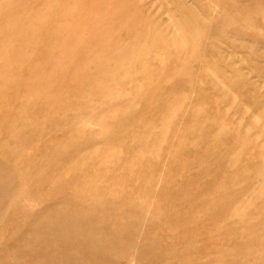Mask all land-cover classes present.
Segmentation results:
<instances>
[{"label":"rangeland","instance_id":"1","mask_svg":"<svg viewBox=\"0 0 264 264\" xmlns=\"http://www.w3.org/2000/svg\"><path fill=\"white\" fill-rule=\"evenodd\" d=\"M55 3L74 6L55 47L24 61L67 32L73 59L132 60L86 101L70 91L22 155L0 127V264H264V0Z\"/></svg>","mask_w":264,"mask_h":264},{"label":"bare ground","instance_id":"2","mask_svg":"<svg viewBox=\"0 0 264 264\" xmlns=\"http://www.w3.org/2000/svg\"><path fill=\"white\" fill-rule=\"evenodd\" d=\"M28 4H29V0H0V17L2 16L1 13L5 14L6 12V15H4V18L1 17L2 19L5 20V22L3 24L1 23L2 25L0 26V64L4 68H7V66H10L12 63L13 65L17 66V68L15 66V70L13 71V74L7 71H0V93H11V96H13L12 101L14 100L16 102L15 106L12 105L13 106L12 108H10L11 106L9 107L10 109H9L8 114H6L5 112L7 117L3 114L5 118H4V121H2L0 124L1 132H5V133L10 132L12 133V135L15 134L13 141L17 140V142H15L17 144L16 145H14L15 143L12 144V147H10L11 146L10 145L9 146L10 148H7V147L5 149L3 148V146L7 144V142L3 146L2 145L0 146V148L1 147L3 148V152L5 150V153H6L5 155L7 154L9 155V159L21 153L19 151L20 150L19 144L21 146L23 143L26 144V142H30V141H27L28 139L30 140V134L32 133L33 130L35 131L40 126L42 121L46 122L48 119L52 117H55V119H57L58 117H61L63 114L61 116H59V114L62 113L61 111L66 107L70 110V108L68 107L69 106L68 102L69 103L72 102V101L70 102L68 99L69 97H71L70 94L72 92L69 94L70 91L74 90L76 92V90H78V93L76 92L78 96L79 97L81 96L82 98L84 97V101H86L85 96H82V95H86L90 93L91 90L92 91L96 90L97 92L98 90L107 87L106 85L109 84L108 82L111 81L112 83V81L115 78L118 79L117 74H119V72H121L125 66H129L130 65L129 62L132 60V59L126 58L121 63H119L117 62V59H115L116 57L114 58V60L110 58L111 54L108 49H106L100 54L94 53L91 57L83 58L82 56L79 57L77 54L78 57H75L73 59L71 55L69 54L71 50V45H70L71 41L69 42V40L71 39V36L68 34L69 32H67L63 37H61L60 43L56 45V48H55L56 50L50 51L49 49V53H47L48 50H46L45 52L46 54L41 53L42 54V56H40L41 58L38 57L36 60L32 59V61L31 60L24 61L22 58L23 56L28 55V52H29L28 50L30 48L38 47L41 44L46 45V44H49L51 41L54 42L56 39V38L54 39L55 37L54 31L58 29L59 25L62 23V20H64L63 18H66V17L69 18L72 15V12L74 11V6L70 5V6L65 7V9L61 8V11H59L60 13H58L55 0H46L45 4H43L44 6L37 8V9L34 7L28 8L27 7ZM33 6H35V4ZM16 24H18L19 27H16ZM134 24L135 22L133 23V25ZM25 28H27L29 31V37L27 35H23L22 37H20V33H24L23 30ZM5 36H7V38L3 39ZM16 37L18 38L17 40H15ZM13 39L17 41V43L13 44L14 41L11 42ZM52 46H53V43H52ZM12 47H14L15 49L13 50L14 52L11 50ZM65 53L70 55L68 57H70L72 60L71 61L72 63L68 64L70 66L63 65L60 61L61 58L65 55ZM136 54H139V52L136 51L134 55ZM28 57H30V55L27 56V59ZM133 69H134V65H133ZM131 71H133L132 68H131ZM131 71H129L128 73L126 70V72H123V73H128L129 75V74H132ZM62 73L65 74L66 80H64L63 83L62 82L59 83L58 85L59 89L57 91H54L52 89L53 87L52 85L57 84L58 82L61 81L58 79H60L61 77L60 75ZM121 76H123V74ZM114 82L117 84V81H114ZM118 84H119V81H118ZM36 85L41 86V87H36ZM108 89H111V88H108ZM111 91L113 92V89ZM111 91L110 90L109 92L107 91L108 93H110V96H111ZM115 91H117V89ZM98 92H101V90ZM90 94H89V97H90ZM107 94L102 95L101 93L102 99L103 98L107 99L108 96L106 98L104 97ZM113 94L116 95V96L115 95L111 96V97H114V100H115V97H117V95L118 96L120 95V93L119 94L112 93V95ZM8 96H10V94L6 95V97L4 98H7ZM11 96L9 98H11ZM74 96L72 98H74ZM122 96H125V94H122ZM82 98H81V102H84L82 101ZM86 99H88V96L86 97ZM9 100L11 101V99ZM10 101L8 102L9 104H11L12 102ZM5 102H7L6 99H5ZM109 102L107 101V103ZM111 102H113V98ZM77 104L79 105V101L77 102ZM77 104L75 105V108L76 106H78ZM105 105H109V104H105ZM3 106L4 105L0 103V107L4 108ZM66 109H64V111ZM68 109L65 112H67ZM73 111L75 112V110H72V112ZM61 118L63 119V117ZM50 125H54V123L49 124L48 126ZM39 129L42 130L41 127ZM44 129L46 130L47 128H44ZM5 135H4V138H5ZM4 138H2L1 141H3ZM31 138L33 137L31 136ZM5 141L7 140H4V142ZM34 141H35V138H34ZM34 141L30 142L32 143L31 144L32 146H33ZM36 144L34 143V145ZM20 155H22V153ZM0 156L1 158L3 157L2 155ZM22 160L23 158L21 159V161ZM9 161H12V160H9ZM9 161L7 160L6 163L9 164L8 163ZM4 163L2 164L4 165ZM2 164L0 163L1 166ZM4 168L8 169L7 166H5ZM9 169L6 170V172L9 171ZM4 180H0V181H4ZM5 181L8 182L7 180Z\"/></svg>","mask_w":264,"mask_h":264}]
</instances>
